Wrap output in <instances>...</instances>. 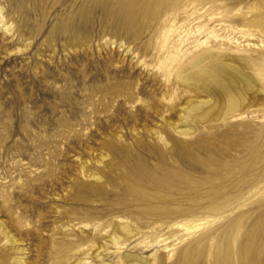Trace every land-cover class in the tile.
I'll list each match as a JSON object with an SVG mask.
<instances>
[{
	"label": "rangeland",
	"instance_id": "374dc122",
	"mask_svg": "<svg viewBox=\"0 0 264 264\" xmlns=\"http://www.w3.org/2000/svg\"><path fill=\"white\" fill-rule=\"evenodd\" d=\"M213 57L260 77L264 0H0V264H264V75L191 112Z\"/></svg>",
	"mask_w": 264,
	"mask_h": 264
},
{
	"label": "bare ground",
	"instance_id": "6f19581e",
	"mask_svg": "<svg viewBox=\"0 0 264 264\" xmlns=\"http://www.w3.org/2000/svg\"><path fill=\"white\" fill-rule=\"evenodd\" d=\"M199 62L190 66L194 70L184 75V79H188L194 82L195 85H199L200 89L207 93L209 99L192 102L191 106L187 108L191 112L200 111L206 113L213 110H220L219 108L231 110L246 92L255 89L256 84L260 81V77L264 75V59L259 61L261 63L258 71L260 77L244 69L236 68L223 61H219L214 57L202 64ZM159 64L163 69L166 68L163 60ZM205 106L206 108H204ZM130 232L131 228L126 223L119 222L110 236L114 242H117L120 236ZM185 249L180 250L176 264H185L187 258V251ZM133 257L136 256L125 254L126 261ZM230 262L232 263V260L229 259V256H225L218 251L213 264H229ZM236 263L242 264L241 259L239 258Z\"/></svg>",
	"mask_w": 264,
	"mask_h": 264
}]
</instances>
